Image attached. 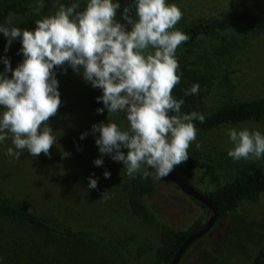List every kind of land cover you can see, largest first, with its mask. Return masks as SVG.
I'll return each mask as SVG.
<instances>
[{
	"label": "rangeland",
	"instance_id": "obj_1",
	"mask_svg": "<svg viewBox=\"0 0 264 264\" xmlns=\"http://www.w3.org/2000/svg\"><path fill=\"white\" fill-rule=\"evenodd\" d=\"M37 1L26 0L27 8L31 10L24 16L13 18L11 25L22 30H34ZM73 3H79V11L84 9L87 0H58L47 16L54 14L59 4L67 7ZM166 3H174L181 9L182 19L175 26V30L181 32L195 23L225 21L234 24L217 37H200L190 51L175 53L179 66L196 69L209 80V87L198 104L201 114L208 115L227 103L264 97V35H255L249 28L264 22V0H166ZM0 34L7 44V38ZM11 45L10 51L4 50V55L0 54V73L5 68L3 57L9 58L13 69L24 59L20 52L21 38L15 39ZM53 71L58 80L61 105L56 116L48 121L56 137L50 157L44 153L34 157L27 150L20 153L19 159L7 155L10 147L14 152L18 151L9 136L0 142V175L16 179L21 196L41 216L51 218L52 210L53 214H60L59 218L52 216L55 220L90 228L115 239L126 250L132 264H155L162 228L187 231L196 221L204 224L210 212L183 194L166 177L156 179L151 173L157 191L154 197L143 201L148 218L141 220L133 216L122 191L128 176L126 168L109 155L102 157V166L94 164L101 154L95 144L99 133L91 131L93 124L107 123V120L126 130V114L117 113L121 116L119 120L116 113H108L107 109L102 114L93 113L88 107L91 85L84 81L82 75L74 73L67 64ZM7 75L11 78V72ZM245 127L264 135V121L197 132L196 140L188 150L198 152L203 160L215 167L217 175V183L212 184L202 172H195L191 183L200 192L207 194L216 186L227 183L248 163H254L264 171V156L236 161L227 154L233 148L228 130ZM85 132L88 135L81 140L80 136ZM122 151L126 153L127 149ZM63 152L69 156L63 157ZM106 170L111 174L107 179L103 175ZM89 177L97 179L96 189L88 187ZM28 188L31 190L29 194ZM2 230L14 233L12 238L29 239L32 233L7 221L0 223V232ZM262 244L264 193L258 203L243 205L228 218L217 222L186 250L178 264H251L255 251ZM83 251L85 257L92 256L104 264H116L101 245L89 244Z\"/></svg>",
	"mask_w": 264,
	"mask_h": 264
},
{
	"label": "clouds",
	"instance_id": "obj_2",
	"mask_svg": "<svg viewBox=\"0 0 264 264\" xmlns=\"http://www.w3.org/2000/svg\"><path fill=\"white\" fill-rule=\"evenodd\" d=\"M79 8V3L59 4L54 14L36 20L31 31L11 22L0 25V33L7 38L5 52L19 37L24 57L15 69L9 58H2L0 142L11 137L18 151L10 147L7 155L16 159L24 150L34 157L41 153L50 157L56 137L48 121L61 105L53 69L67 64L93 88L102 90L96 99L104 107L96 110L98 114L107 109L126 114L128 121L126 130L108 120L92 125V133H99L95 144L101 154L94 164L102 166V157L109 155L123 163L130 177L143 172L147 178L149 170L156 179L167 177L189 159L188 149L197 135L193 121L205 120L195 111L182 113L184 100L172 95L181 81L175 53L188 39L175 30L183 16L181 9L166 0H133L132 9H123L126 26L117 19L119 0H87L84 9ZM133 9L135 17L129 15ZM198 92L199 84H193L184 95ZM87 135L82 133L80 139ZM228 136L233 148L227 154L233 160L264 156L260 131L230 128ZM103 175L107 179L111 174L106 170ZM88 187L96 189L97 179L89 177Z\"/></svg>",
	"mask_w": 264,
	"mask_h": 264
},
{
	"label": "trees",
	"instance_id": "obj_3",
	"mask_svg": "<svg viewBox=\"0 0 264 264\" xmlns=\"http://www.w3.org/2000/svg\"><path fill=\"white\" fill-rule=\"evenodd\" d=\"M57 1L38 0L37 5L34 7L36 10L35 18L38 20L47 16ZM119 2L121 8L117 10L118 21L124 0H119ZM132 5L133 0L131 9ZM30 10V8H27L26 0L19 2L14 0L1 1L0 25L8 26L13 18L24 16ZM129 15L135 17L134 9L130 11ZM232 27H234V24L225 21L190 25L183 31L188 39L178 46L176 53L190 51L200 37L214 38ZM249 28L255 35H264V22L256 23ZM6 45L0 34V54L4 55ZM12 46H8L9 51ZM178 74L181 75V81L173 89L172 95L176 99L184 100L181 112L190 114L195 111L201 114L198 104L203 92L209 87V80L196 69L188 66H179ZM193 84H199L198 94L185 96L184 90L190 89ZM90 88L92 93L88 101V107L93 113H97L98 108L104 107L103 103H98L96 99L102 95V90L92 86ZM2 111L3 109H0V112ZM204 116L203 123L193 121L197 132H208L221 126L250 121L263 122L264 97L227 103ZM117 118L121 120L119 114H117ZM188 155L189 159L184 164L176 166L174 172L192 186H194L191 183L193 174L199 171L202 172L207 181L216 184L215 167L203 160L195 150H188ZM17 182L16 179H11L9 175H0V223L7 221L12 223L13 226L30 230L32 233L29 239L12 238L14 233L2 230L0 232V264H104L101 260L96 261L92 256H84L83 249L89 244L101 245L104 250L112 255L113 258L111 256L109 258L114 260L116 264H132L126 250L112 237L99 234L90 228L76 227L71 222L55 220L53 217L59 218L58 215L60 214H53L52 210L50 212L53 217L41 216L32 204L21 196V188ZM28 189L29 191L26 190L29 194L31 190ZM122 191L126 206L131 214L141 220H146L148 215L143 201L154 197L157 191L151 172L147 178H143V172L137 173L135 177L127 176ZM262 193H264V171L258 165L248 163L243 165L230 181L216 186L207 194H203L216 203L219 212L217 222H219L228 218L243 205L258 203ZM193 201L206 209L200 203ZM55 212L58 211L55 210ZM202 225V223L196 221L187 231L162 228L159 232L160 244L155 252V264H171L182 242L191 233L201 228ZM11 231L14 230L11 229ZM251 264H264V244L260 245L255 251Z\"/></svg>",
	"mask_w": 264,
	"mask_h": 264
},
{
	"label": "water",
	"instance_id": "obj_4",
	"mask_svg": "<svg viewBox=\"0 0 264 264\" xmlns=\"http://www.w3.org/2000/svg\"><path fill=\"white\" fill-rule=\"evenodd\" d=\"M131 2L132 0H124V4L122 6L120 19H119V22L121 24L126 25V22L123 20V9L125 7L131 9ZM166 178L169 181H171L174 184V186L177 187L183 194H185L190 199L200 203L210 212V216L208 220L202 225V227L191 233L189 236H187V238L182 242V244L176 251L171 261V264H178L179 260L186 252V250L197 240L205 236L215 226L219 217V212L216 203L211 198L205 196L202 192L197 190L190 183L182 180L174 171H172Z\"/></svg>",
	"mask_w": 264,
	"mask_h": 264
}]
</instances>
